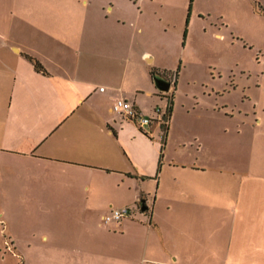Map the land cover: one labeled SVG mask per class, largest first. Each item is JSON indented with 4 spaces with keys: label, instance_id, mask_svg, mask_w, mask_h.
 <instances>
[{
    "label": "crops",
    "instance_id": "0c3cea01",
    "mask_svg": "<svg viewBox=\"0 0 264 264\" xmlns=\"http://www.w3.org/2000/svg\"><path fill=\"white\" fill-rule=\"evenodd\" d=\"M37 1L66 2L69 10L42 13L49 25L38 30L42 48L8 46L17 58L0 68V194L9 192L41 219H60L55 238L38 233L43 248L54 250L46 252L48 264H264V172L225 169L212 125H199L188 140L172 109L166 122V107L147 114L141 95L172 92V85L159 91L151 75L167 70L158 47L145 46L135 26L71 28L63 37L53 25L73 23L71 0ZM142 14L139 3L131 24ZM74 32L87 33L90 54L120 55L122 68L109 65L110 77L100 80L79 61L64 65L60 51H81ZM103 37L123 44L98 47ZM119 99L153 120L141 127L121 117L112 109ZM251 125L264 132V114ZM124 206L131 216L104 222Z\"/></svg>",
    "mask_w": 264,
    "mask_h": 264
},
{
    "label": "rangeland",
    "instance_id": "374dc122",
    "mask_svg": "<svg viewBox=\"0 0 264 264\" xmlns=\"http://www.w3.org/2000/svg\"><path fill=\"white\" fill-rule=\"evenodd\" d=\"M70 3L77 14L73 23L65 19L53 25L63 37L71 28L80 32L95 26L104 32L117 26L129 30L131 26L140 27L145 34L144 45L154 50L158 47L159 61L167 68L157 70L173 81L172 92L168 93L169 98L172 96V122L183 130L182 135L191 140L199 125H212L217 134L213 145L223 155L225 169L264 172V132L254 131L251 125L255 116L264 114V0H71ZM139 3L143 12L141 23L131 24ZM60 5L43 6L37 0H0V45L6 44L0 47V68L7 70L8 62L17 58L16 52L8 48L10 43L43 47L45 42L38 30L49 25L42 13L48 15L60 8L69 10L66 2ZM108 5H113L112 12ZM94 14L98 16L96 19ZM73 40L81 45L80 54L77 56L75 50L60 51L63 57L59 59L64 65L79 61L81 69L90 68V75L100 80L110 77L106 70L109 65L113 72L119 66L122 68L120 55L110 57L101 50L98 55L87 52L86 45L90 43L87 33L74 32ZM110 40L123 44L117 38ZM110 40L103 37L95 43L99 47L111 43ZM75 48L74 45L72 49ZM140 97L150 115L156 105L163 109L168 106L165 105L168 97L160 98L158 94ZM212 114L218 117L213 118ZM20 205L25 207L13 200L9 192L0 194V264H48L50 256L46 258V252L51 255L54 250L43 248L45 244L39 242L38 233L44 231L55 238L52 235L60 219L51 215L41 219L40 212L26 211Z\"/></svg>",
    "mask_w": 264,
    "mask_h": 264
},
{
    "label": "built area",
    "instance_id": "2783aa9c",
    "mask_svg": "<svg viewBox=\"0 0 264 264\" xmlns=\"http://www.w3.org/2000/svg\"><path fill=\"white\" fill-rule=\"evenodd\" d=\"M172 83L173 81L171 80V85ZM100 89L102 90L103 88ZM112 109L121 117L136 121L137 124L141 127L150 124L151 120H153V118L141 114V112H139V110L127 99L117 100L114 103ZM160 120L162 122H166V119L164 120L162 116ZM128 216H131V208L129 206H124L121 208L112 209L108 214L103 216V220L106 223L112 221L118 222Z\"/></svg>",
    "mask_w": 264,
    "mask_h": 264
},
{
    "label": "water",
    "instance_id": "95a60500",
    "mask_svg": "<svg viewBox=\"0 0 264 264\" xmlns=\"http://www.w3.org/2000/svg\"><path fill=\"white\" fill-rule=\"evenodd\" d=\"M153 81L156 86V88L159 91L166 92L170 89L171 86V80L166 78L164 75L160 73H155L153 75ZM146 208L145 204H142L141 210H144Z\"/></svg>",
    "mask_w": 264,
    "mask_h": 264
},
{
    "label": "trees",
    "instance_id": "16d2710c",
    "mask_svg": "<svg viewBox=\"0 0 264 264\" xmlns=\"http://www.w3.org/2000/svg\"><path fill=\"white\" fill-rule=\"evenodd\" d=\"M35 66H37V65L35 64ZM155 71H156V70L151 69V75H152V76L155 74ZM169 97H170V96H168V106H167V108H166V111H165L164 114H163V118H164V120L167 119V117L170 115V112H171V101H172V96H171V98H169Z\"/></svg>",
    "mask_w": 264,
    "mask_h": 264
}]
</instances>
